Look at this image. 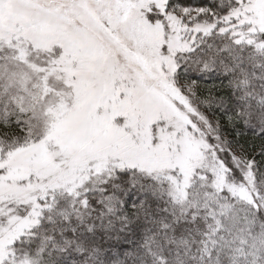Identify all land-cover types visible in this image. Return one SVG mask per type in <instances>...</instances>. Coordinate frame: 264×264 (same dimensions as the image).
I'll use <instances>...</instances> for the list:
<instances>
[{
  "label": "snow or ice",
  "instance_id": "6c2138e0",
  "mask_svg": "<svg viewBox=\"0 0 264 264\" xmlns=\"http://www.w3.org/2000/svg\"><path fill=\"white\" fill-rule=\"evenodd\" d=\"M0 264H264V0H0Z\"/></svg>",
  "mask_w": 264,
  "mask_h": 264
},
{
  "label": "trees",
  "instance_id": "16d2710c",
  "mask_svg": "<svg viewBox=\"0 0 264 264\" xmlns=\"http://www.w3.org/2000/svg\"><path fill=\"white\" fill-rule=\"evenodd\" d=\"M186 2L192 3V4H198L201 2V0H186Z\"/></svg>",
  "mask_w": 264,
  "mask_h": 264
}]
</instances>
